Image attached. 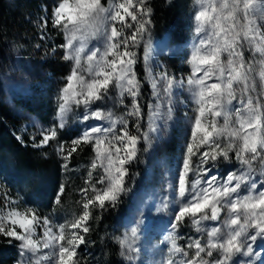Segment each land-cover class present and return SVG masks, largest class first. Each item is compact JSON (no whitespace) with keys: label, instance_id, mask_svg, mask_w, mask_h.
I'll use <instances>...</instances> for the list:
<instances>
[{"label":"snow or ice","instance_id":"6c2138e0","mask_svg":"<svg viewBox=\"0 0 264 264\" xmlns=\"http://www.w3.org/2000/svg\"><path fill=\"white\" fill-rule=\"evenodd\" d=\"M195 4L196 39L185 61L190 73L179 79L153 71L147 0H55L51 15L41 17V28L50 22L63 35L58 47L70 70L55 97L53 125L33 124L39 140L31 137V146L57 141L73 121L84 128L70 143H57L62 170L72 171L71 159L81 145L90 146L94 157L79 188L80 212L70 219L61 222L4 196L0 236L18 242L19 264H80L78 249L86 243L93 212L117 207L131 191L129 165L139 158L141 143L150 146L153 134L167 130L178 92L187 94L179 102L191 106V115L185 113L184 151L169 184L176 207L160 264H264V243L257 244L264 242V0ZM141 45L152 92L146 131L135 68ZM108 100L114 101L112 109L100 106ZM117 105L124 109L119 115ZM233 160L238 167L220 174L218 164ZM64 191L61 184L56 205ZM161 206L168 208L167 198ZM186 221L196 235L181 245L178 233ZM137 237L138 227H131L119 239L121 255L130 261L139 252Z\"/></svg>","mask_w":264,"mask_h":264},{"label":"rangeland","instance_id":"374dc122","mask_svg":"<svg viewBox=\"0 0 264 264\" xmlns=\"http://www.w3.org/2000/svg\"><path fill=\"white\" fill-rule=\"evenodd\" d=\"M49 1L55 3V0ZM194 7L196 10L195 0ZM41 17L48 16H46V12L42 14L40 10L30 13L26 20V31L22 36V41L19 42L21 43L19 48L14 51V56L9 60L10 63L0 72L3 89L0 95L1 99L21 118L22 133H26L29 137L37 136V140H39L38 130L33 127V124L43 128L51 127L53 124H48L31 111L22 109L17 105V102L31 103L30 99L34 96L32 85L36 79L44 74L43 63L55 57L51 51V44L55 41L47 36L50 33V29L54 28L50 22L47 28H41ZM42 36L44 37L43 39L41 38ZM150 37L153 49L150 63L153 71L157 73L167 71L177 79L188 76L190 69L185 61L196 39L194 29L190 37L185 41L171 43L169 32L161 37H154L150 25ZM95 43L96 41H93V44ZM141 49L143 55V45L135 49L138 55ZM55 59H57V65L59 66L61 60ZM148 80L149 77L147 76ZM143 89L144 86L142 84L140 102L141 106L144 107L145 119L141 121V124L143 130L146 131V105L152 99V92L150 87V93L145 97ZM54 91L55 89L47 92L51 103L48 109H56L55 97L57 94H54ZM186 95V93H177L174 119L170 122L167 130L153 134L150 146L141 143L143 148L147 147V151H144L146 163L143 171L135 172L130 179L131 191L127 196L132 199L131 209L127 214L117 216L115 225L111 226L109 231L110 237L119 244V239L126 232H129L131 227H138L136 247L139 248V252L131 254L135 257L133 260L130 261L127 256L121 255L123 249H121L119 244L120 258L124 264H160L167 255V245L164 238L171 231L169 221L172 218L173 209L176 207L172 201V191L169 188V184L174 183L173 178L180 167L184 151L186 142L185 113L191 115V106H186L185 103L179 102L184 100ZM113 104V100H108L100 106L112 109ZM125 104H130V100L125 99ZM123 110L119 105L114 108L117 115ZM89 123L95 124L98 122L90 121ZM83 128V124L70 121L65 129L59 131L57 141H52L49 145L39 148L41 152L36 153V157L42 154L41 156L50 162L51 168L49 171L41 169L25 170L22 174H17L15 168L11 166L9 169V180L5 181V184L0 180V207L3 206V198L7 195L17 199L19 201L18 206L21 208L25 206L35 207L41 215H49L61 222L65 218L70 219L73 214L78 215L80 207L77 202L81 199L79 188L84 186L88 165L93 159L94 153L87 161L79 160L80 153L73 156L70 162L72 171L65 173L60 166L61 160L56 154L55 148L59 141L70 143L71 139L78 136ZM129 128L133 132L135 131L131 124ZM237 167L238 164L234 160L231 162H220L218 171L223 175ZM61 184L65 185V191L60 198V204L56 205L54 201ZM13 188H16V190ZM166 198L169 206L164 209L161 206V202ZM109 208L95 210L90 225L96 224V217L104 214ZM140 221H143V223H139ZM105 228L107 231L109 225L105 224ZM178 235V243L181 245L187 242L189 235H196L190 221L181 224ZM260 243L264 242L258 240L257 244L259 245ZM20 259L21 257L18 255L17 264H19ZM241 259L246 260L248 258L243 257ZM84 262L85 260H82V264ZM256 264H259V261Z\"/></svg>","mask_w":264,"mask_h":264},{"label":"trees","instance_id":"16d2710c","mask_svg":"<svg viewBox=\"0 0 264 264\" xmlns=\"http://www.w3.org/2000/svg\"><path fill=\"white\" fill-rule=\"evenodd\" d=\"M54 4L49 0H0V72L10 63L14 51L19 48L30 13L40 10L42 14L46 12V16L49 17ZM147 4L152 9L151 31L154 37H161L169 32L171 43L182 42L190 37L194 29V0H149ZM47 36L55 41L51 44V49L56 48L55 57L43 63L44 74L32 85L34 96L30 99L31 103L19 101L17 105L36 114L42 121L53 124L56 109H48L51 103L47 92L55 89L54 94L58 93L65 83L62 78L69 73L70 64L61 59L62 49L58 47L64 42L63 35L55 29H50ZM139 56L141 59L135 68L144 86L143 95L146 97L150 93V87L142 60V49ZM55 58L61 60L59 66ZM2 90L0 80V95ZM21 125L19 115L0 97V180L4 184L9 180L11 166L15 168L17 174H22L25 170L49 171L51 168L50 162L41 156L42 154L36 157V153H40L41 150L31 146V137L22 133ZM17 137H20L23 143ZM140 148L139 158L129 165L131 176L135 172H142L146 163L142 144ZM79 153L81 154L79 160L83 161L89 160L93 155L91 147L87 145H81V150L73 156ZM131 205V197L123 196L117 207H110L104 214L96 217V224L90 225V231L86 234V243L78 249L80 264L82 260H85L83 264H124L120 258L119 244L110 237L109 231L111 226L115 225L117 216L127 214ZM105 224L109 225L107 231ZM9 240L10 238L0 236V264H17L19 255L17 242L10 243Z\"/></svg>","mask_w":264,"mask_h":264}]
</instances>
